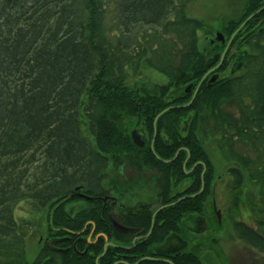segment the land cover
<instances>
[{
  "label": "trees",
  "instance_id": "16d2710c",
  "mask_svg": "<svg viewBox=\"0 0 264 264\" xmlns=\"http://www.w3.org/2000/svg\"><path fill=\"white\" fill-rule=\"evenodd\" d=\"M191 1L0 0V264H26L39 218L48 222L46 240L30 264H113L108 258L96 263L101 248L94 257L83 252L90 232L85 224L94 221L96 233L109 228L101 222L112 214L104 202L111 201L109 188L117 197L123 192L118 176L130 180L132 189L156 176L160 204L168 206L153 217L151 205H141L126 217L131 226L137 221L143 236L151 230L147 245L170 231L181 234L183 217H204L213 194L217 174L208 139L231 163L224 172L232 192L246 178L264 183V0H248L243 19L222 24L226 42L233 40L215 73L233 65L241 48L252 54L239 74H220L210 84L214 74L208 72L226 44L200 48L205 26L187 15ZM142 63L162 74L178 72L157 93L144 94L126 84L128 68ZM177 75L183 77L180 88L174 87ZM190 84L193 91L186 93ZM233 101L237 116L224 107ZM123 117L143 129L144 149L133 143ZM237 143L249 147L254 159L238 154ZM23 202L34 220L15 215ZM73 203L80 206L71 208ZM193 226L200 230L197 222ZM258 227L264 231V222ZM233 229L238 239L264 252L260 232L237 220ZM52 238H68L65 250H51ZM77 239L75 248L85 255L75 252ZM134 254L131 262L146 257L147 248L138 246ZM199 255L190 250L171 261L203 264Z\"/></svg>",
  "mask_w": 264,
  "mask_h": 264
},
{
  "label": "rangeland",
  "instance_id": "374dc122",
  "mask_svg": "<svg viewBox=\"0 0 264 264\" xmlns=\"http://www.w3.org/2000/svg\"><path fill=\"white\" fill-rule=\"evenodd\" d=\"M248 0H193L187 8V15L201 20L204 28L199 32V46L201 49L208 44L211 46L217 41V34L221 32L225 40L226 36L222 33L221 26L225 21L231 17L235 20H241L244 9V4ZM243 19V18H242ZM204 50V49H203ZM248 47L241 48L236 53V59L226 71L220 74L235 75L239 74V67L247 60L246 55H251ZM177 69L171 68L169 74H162L159 71L142 63L136 67H130L126 74V84L129 87L135 88L144 94L157 93L160 86L174 80L173 77L177 73ZM183 75V74H181ZM181 75L175 76L174 87H179V79L183 80ZM181 77V78H180ZM185 92L186 89H185ZM228 112L238 114L239 107L237 101L231 102L229 106H224ZM122 125H126L131 131L137 130L142 136V139L147 143V136L141 127H136L134 120H127L123 117ZM250 142H248L249 145ZM206 149L216 169V180L213 184V194L210 202L207 204L206 211L202 220L205 222V232H199L201 235H192L196 233L195 226L192 225L191 219L193 217H201V214H190L183 219V225L189 229L187 238L189 240L188 248L197 251L203 264H264V252L252 249L241 239H238L233 229V221H241L246 225L251 226L254 230L264 235L258 227L259 222H264V183L261 180L248 181L245 179L243 186L238 190L237 194L228 188L227 182L229 179L224 172V166L227 167V161L222 156L221 149L218 148L216 141L207 140ZM235 149L238 154L244 155L248 160L254 159V154L249 147L242 144H236ZM154 178V177H153ZM120 184H125L124 180L118 176ZM108 182V177L106 178ZM116 183L112 184L115 185ZM118 184V183H117ZM111 187V185H110ZM111 189V188H109ZM130 192V191H129ZM138 194V192H136ZM135 195V194H134ZM133 196V195H132ZM141 196L135 197L139 200ZM238 198L237 203L234 202ZM126 206L132 205V197L124 198ZM134 202V201H133ZM77 208L78 204H71V207ZM28 203H21L17 206L15 215L20 219L34 220V212L29 210ZM74 210V209H73ZM48 211L44 214L48 215ZM43 214V215H44ZM39 222V223H38ZM197 222V221H196ZM36 228L32 231V236L29 239L27 246L26 264L32 263L40 248L41 242L46 240V232L48 222L45 218L35 220ZM201 229V226H199ZM176 243V242H175ZM177 244V243H176ZM181 244V243H180ZM179 244V245H180Z\"/></svg>",
  "mask_w": 264,
  "mask_h": 264
},
{
  "label": "flooded vegetation",
  "instance_id": "af4514ba",
  "mask_svg": "<svg viewBox=\"0 0 264 264\" xmlns=\"http://www.w3.org/2000/svg\"><path fill=\"white\" fill-rule=\"evenodd\" d=\"M248 20H249V18L244 22V24L247 23ZM222 39L223 40H218L216 38L217 41H220L222 44H226V48L222 54H217L215 56V60L218 61V64L216 66H214L213 68H211V70H212V69L217 67L214 71L210 70L208 72V74L209 73L214 74L208 80V84L214 83L219 79L220 72L215 73V71L221 68L223 61H224L225 54L229 49L231 41L233 40V36L228 42H226L223 35H222ZM206 76H204L202 81L197 85L196 91L194 92L192 99L195 98V95L199 91L200 86H201V84L204 81ZM191 85L192 84L188 85L189 87L186 86V87H188L187 93H192L193 85H192V88H191ZM154 136H156V134ZM121 176H123L127 179H131V177H129L126 173H124ZM152 177H150L149 179H145V178L142 179L143 184L140 185V183H138V185H136L137 186L136 189H132V184H131L130 180L127 181L126 184H123L124 185L123 187H118V188H123V192L118 191L119 197L114 195V191H113L114 189L113 188L108 189L109 190L108 191V193H109L108 198L111 201H107V202L105 201L104 206H106V208L109 209L112 212V214H111V217L109 215L108 219L101 220V222L104 224V226H106L107 228L108 227L110 228V229L109 228L104 229L105 232H107V231H111V232L113 231V232L110 235L106 234L105 232L96 233L97 228H96V224L94 221H90L87 224H85V230H86L87 226L90 225V232H89V236L86 239L87 245L85 246V251L83 253H86V254L88 253L91 257H94V256H96V252H97L96 250L101 248L102 251L99 252V254L96 258V263H98L101 258H108V259H113V264H139L142 261H146V260L150 261V262H155V263L173 264L171 260L174 257L178 256L179 254L190 252V249L188 248L189 240L187 238V234L190 232H189V229L186 227V223L184 225V228L182 227V233L181 234L174 233V232L170 231L166 235L165 234L159 235L157 237L159 240L157 239V241H154V243L149 246L145 242H146L147 238L149 237V235L151 234V230L149 231V233L146 236H143L141 230H139V227L136 226L137 221L134 219L133 220L134 221L133 226H131L130 222H129L130 220H128L126 218L128 215L136 214V212L134 214H132L133 211L135 209H137L134 207H138L141 205H151L152 210L154 211V215H153V217H154L157 213H159L160 211H162L164 208H166L168 206V205H161L160 204L162 202V200L158 195L159 194L158 185H155L156 176L154 178H152ZM150 179H152V180H150ZM148 180H149V182H148ZM127 186H129L128 190H127ZM139 189H141V192ZM136 192H138V194L142 195V197H140L139 200H136L137 198H135V197H138L137 196L138 194H136ZM121 195H123V196H121ZM131 197H132L131 201L133 203L132 205H134V206H132V207L126 206L124 203V201H125L124 198L126 199V198H131ZM156 198H158V200L155 202ZM170 205H172V204H170ZM74 207L75 206H72L71 208H74ZM74 209H76V208H74ZM114 210H117V212H118L117 218L115 217ZM187 216H185V217H187ZM185 217H183V219ZM202 218L203 217L201 216L199 218H196L195 220H193V218L191 219L192 225H194L195 222L197 221V224L199 226H201V229L198 230L197 232H205L204 229H205L206 225H205L204 220H202ZM181 225H183V220L181 222ZM114 232H117L119 234L118 239L116 236L113 235ZM193 234L196 235L197 233H193ZM126 236H128L131 239L129 241V243H126V238H127ZM52 239L55 241L51 244V246L47 242V245L51 250L58 251V252L65 250L64 247L66 245L64 242L68 238H66V239H64V238L63 239L52 238ZM52 239H50V240H52ZM80 241H81V239H77V241L73 244V248L75 249V252L77 254H79V253L77 252L75 245H77V243ZM242 242H244V241H242ZM43 243H44V241L41 242V244H43ZM143 244H144V247L147 248L146 257H143V258L138 259L134 262H131L133 258H136V255L134 254V252L136 251L137 247L141 246ZM244 244H246V246L250 247L247 243L244 242ZM250 248H252V247H250ZM69 249H70V246L67 247V251ZM79 255H85V254L81 253Z\"/></svg>",
  "mask_w": 264,
  "mask_h": 264
},
{
  "label": "water",
  "instance_id": "95a60500",
  "mask_svg": "<svg viewBox=\"0 0 264 264\" xmlns=\"http://www.w3.org/2000/svg\"><path fill=\"white\" fill-rule=\"evenodd\" d=\"M217 39L218 40H223L222 39V34L221 33H218L217 34ZM217 68V67H216ZM216 68H214V69H212L211 71H214ZM189 91V90H188ZM192 101H193V99H192ZM191 101V102H192ZM190 102V103H191ZM189 103V104H190ZM188 104V105H189ZM188 105H186V106H188ZM154 138H155V136H154ZM132 140H133V143L138 147V148H140V149H142V148H144L145 147V141L142 139V137H141V135L137 132V130H133L132 131ZM80 188H76L75 190H79ZM80 196L81 197H83V198H85V199H93V198H91V197H88L87 195H85V194H83V193H81L80 194ZM55 240H51V241H49V245L51 246V244L54 242Z\"/></svg>",
  "mask_w": 264,
  "mask_h": 264
}]
</instances>
